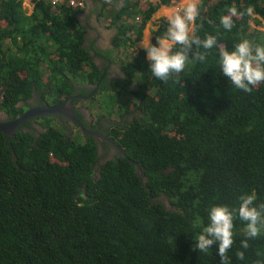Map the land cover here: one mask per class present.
Here are the masks:
<instances>
[{"label": "trees", "instance_id": "obj_1", "mask_svg": "<svg viewBox=\"0 0 264 264\" xmlns=\"http://www.w3.org/2000/svg\"><path fill=\"white\" fill-rule=\"evenodd\" d=\"M34 1L27 15L21 0H0V107L16 118L34 92L56 106L74 81L98 82L109 91L100 107L120 120L105 132L125 156L102 154L93 135L68 134L55 116L39 117L41 130L23 123L11 138L0 132V264H222L218 242L199 253L195 238L212 206L238 207L253 192L254 203H264V82L251 94L236 89L213 48L205 62L164 83L152 75L145 48H130L169 0H94L95 14L116 30L112 44L126 75L108 81L90 48L108 59L112 51L86 46L71 8L52 13ZM232 6L254 15L233 17L227 31L219 21ZM199 7L201 38L215 35L228 50L244 38L264 45V0H201ZM167 28L163 17L150 43ZM75 113L84 122L78 107ZM234 225L229 264L264 261V233L250 239L245 221Z\"/></svg>", "mask_w": 264, "mask_h": 264}, {"label": "clouds", "instance_id": "obj_2", "mask_svg": "<svg viewBox=\"0 0 264 264\" xmlns=\"http://www.w3.org/2000/svg\"><path fill=\"white\" fill-rule=\"evenodd\" d=\"M22 1L23 0H21V6H22ZM42 1L48 4L52 13L54 8H57L58 6L65 5V7L71 8L73 13L77 14L76 16L77 19L82 21V22L80 21V25L85 29L86 46L94 47L95 42L92 41V45H91L90 41L87 40L91 28L85 22V18L83 17L86 12H88L89 16L95 14L93 8H89L88 0H42ZM72 1L73 3H71ZM128 1H134V0H122V2H128ZM145 1L157 2L156 0L155 1L145 0ZM161 5H167V3ZM156 10H158V8ZM242 14L252 15L253 14L252 7H248L246 9V13H238L237 8L235 6L229 7L228 14L222 15L220 17L219 23L220 25H222V27L225 30L231 31L232 28L235 26L233 17ZM199 16H200L199 0H185L182 8L173 9L167 13V21H168L167 31L165 32L164 35H159L157 37L158 42L156 45L150 43L151 38L147 44L142 42L143 47L141 48H145L146 50V54H147L146 56H147V60L150 62V69L152 75L158 80L164 83H168L170 80H174L175 78H177L179 74H181L188 65L195 64L196 62H201V63L205 62L209 51L212 50L213 48H217L218 63L220 65V69L223 75L229 78L232 86H234L236 89L242 90L245 94H251L257 85L264 82V45L254 44L252 41L244 38L235 45L233 50H228L225 46L218 44L217 37L215 35L206 34L205 37L201 38L200 36L195 34V28H194L195 21ZM107 26L109 28H112L115 33L116 30L114 27H110L109 24ZM150 31L152 33L151 27H150ZM143 34H144V29H143ZM112 37H106V39L110 42V45L112 46V50L114 51L113 55L112 56L110 55V59L99 56V58L97 59L94 58V62L99 67L100 70H107L105 79H108V81L112 80L110 69L112 67L117 68L119 73H118V77L115 80L122 81V79H124L126 75L122 70V66H121L122 63L119 60V55H118L119 51L116 50L112 44ZM101 39L102 37L99 38V40ZM140 41L141 40H139L133 47H131L130 51L136 52L138 50L137 45ZM193 46H195L194 50H193ZM201 49H203V51H201ZM190 52H192V55H190ZM95 53H96L95 50L93 48L92 49L90 48V55H93ZM121 56L124 57L123 55ZM48 75H49V71L45 70V72L43 73V77L47 78ZM78 83L80 82L74 81V84L76 86ZM135 83H138V80L136 78L133 79V83H131V88L136 86ZM80 84L81 85L88 84L93 87L92 92H93L94 101L88 102L89 105L84 113H87V115L93 120L96 119L109 120L108 122L109 124H114L115 122L114 126H117L120 123L119 118H116V116L115 118H113L112 116L107 115L106 111L102 109V107H100L102 105H100L96 100L97 96L99 94H102L103 91L106 90H102L101 88H99L98 82H86ZM33 94H35L37 98H39L36 92H34ZM105 94L108 95L109 91H106ZM48 98H49L48 95H45V99L39 98V100H44L43 102L45 103L37 106H31L29 108L38 107L42 105L51 106L50 104L52 103ZM93 103H95V107L101 109L100 110L101 113L95 110ZM72 105L74 106L73 108L75 112V108L78 106H75L74 104ZM25 106L26 108H28L29 105L25 104ZM131 115L134 116L133 113H131ZM38 117H42V116H38ZM11 119H15V117H11ZM28 120L26 122H28ZM38 120L39 119H37V121ZM79 120L82 122L84 127L87 128L89 131L98 132L101 135V136L93 135L97 140V142L98 140H102V141L107 140L105 139L104 135L100 133L98 130H93L88 128L81 119ZM111 121H113V123ZM37 124L38 127L36 128L33 127V128L36 131L41 130L42 127L39 121ZM78 128L79 129L77 131L79 130L81 131L79 126ZM21 130H25L23 123H21L11 134L4 133L2 131L0 132L3 135H6L11 138ZM81 133L84 134L82 131ZM88 135H92V134H88ZM108 137L110 138V136ZM114 144L116 147L114 146L113 147L117 150V152L119 153H121V151L124 152V150L121 147H119L116 142H114ZM98 145H99V152L103 154L105 150L103 151L102 144L98 142ZM121 154L125 156V152L124 154L123 153ZM108 156L112 157V154H109ZM256 199L257 197L254 192L251 194L244 193L239 197L240 203L238 207H229L226 204H218L212 206L208 212L209 223L207 224L206 227L202 229L200 234L195 238L196 240L195 248L199 251V253H205V254L208 253L209 250L211 249V246L215 242H218V254L222 258V264H229L228 252L234 244V227H235L234 221L237 217L242 221L246 222L244 232L248 238L255 239L258 236H260L262 233H264V203L256 205L254 203ZM241 246L243 249H247L249 247L248 239L241 241ZM257 255L259 256L260 253H258ZM236 256L239 260H243L245 258L243 251H238L236 253ZM256 264H264V261L257 260Z\"/></svg>", "mask_w": 264, "mask_h": 264}, {"label": "flooded vegetation", "instance_id": "obj_3", "mask_svg": "<svg viewBox=\"0 0 264 264\" xmlns=\"http://www.w3.org/2000/svg\"><path fill=\"white\" fill-rule=\"evenodd\" d=\"M88 41H94L95 45L94 47H97L99 49H101L102 51H112V53L110 54L111 56L113 55V50H112V46L110 45V42L106 39V37H102L101 40H99L98 37H96L94 31H90V34L87 37ZM94 55V58H99L100 55ZM109 55V56H110ZM111 72V79H116L118 77V69L115 67H112L110 69ZM93 87L91 85H81L80 83L77 84V88L75 89V91H73L72 94H70V96H72L70 103L72 105L73 102H77V106L79 107V112L81 113L83 120H84V124L93 130H98L100 133H102L104 136H109L108 133L105 132V128L110 127V126H114V124H109V120H102V119H96L93 120L91 119L87 113H84L85 110L87 109L89 103L88 102H93L94 98H93ZM2 97V94L0 93V99ZM77 100V101H75ZM44 100H39V98H37V96L35 94H33L32 98L26 103L28 106V108H25V111L29 110L31 106H37V105H41L45 102H43ZM1 102V100H0ZM73 106V105H72ZM74 107V106H73ZM24 111V112H25ZM57 119L60 120V118L62 120H64V123L68 125V134H74L75 132H77L78 130V126L75 125H71L69 122H71L68 118H65L62 115L59 116H55ZM11 119V116L7 113V111H5L4 109H2L0 107V123L2 122H7ZM37 119H40L39 117H32L28 120V122L30 125H32V127H38V121ZM113 123V121H111ZM108 125V126H107ZM31 130V129H30ZM99 143L103 144L106 146V148L108 149L107 151H104L103 154H115L117 152V150L114 148L116 147L114 144V140L109 138L107 140H98ZM114 146V147H113Z\"/></svg>", "mask_w": 264, "mask_h": 264}, {"label": "water", "instance_id": "obj_4", "mask_svg": "<svg viewBox=\"0 0 264 264\" xmlns=\"http://www.w3.org/2000/svg\"><path fill=\"white\" fill-rule=\"evenodd\" d=\"M71 98L72 96H67L61 104L56 106L42 105L38 107H32L29 110L23 112L18 118L10 119L7 122L0 123V131L11 134L21 123L26 122L32 117L62 115L65 118H68L72 123L78 125L84 134L101 136L98 132L89 131L87 128L84 127V125L74 112V108L70 103ZM104 137L105 139H109L108 136ZM121 153L124 154L123 151H121Z\"/></svg>", "mask_w": 264, "mask_h": 264}, {"label": "rangeland", "instance_id": "obj_5", "mask_svg": "<svg viewBox=\"0 0 264 264\" xmlns=\"http://www.w3.org/2000/svg\"><path fill=\"white\" fill-rule=\"evenodd\" d=\"M155 1V0H154ZM158 1V0H156ZM201 0H199L200 2ZM213 2L216 1V0H212ZM184 2L185 0H170L167 5H161L158 7V10H156L150 17V19L146 22L145 24V27H144V35L147 37V40L149 38V36L151 37L152 36V33L150 31V27H151V30H156L159 26H160V23H161V18L163 17H166L167 18V13L170 11V10H173V9H179V8H182L183 5H184ZM254 15V13L252 14ZM126 15H123L122 17H125ZM137 23V22H136ZM23 27V29H26V27H24V24L21 25ZM262 30H264V25L262 27ZM151 34V35H150ZM150 41V40H149ZM143 47V43L142 42H139L138 45H137V49ZM135 49V48H134ZM133 50V49H132ZM87 80V79H86ZM84 80V81H86ZM83 81V82H84ZM106 91H103L102 94H99L96 98V100L98 101V103L100 105L104 104L106 105L107 104V100L106 99ZM95 110L96 111H99L101 109L95 107ZM101 113V112H100ZM113 118H115L114 115H111ZM76 133H80L79 131L75 132L74 134ZM73 134V135H74Z\"/></svg>", "mask_w": 264, "mask_h": 264}, {"label": "crops", "instance_id": "obj_6", "mask_svg": "<svg viewBox=\"0 0 264 264\" xmlns=\"http://www.w3.org/2000/svg\"><path fill=\"white\" fill-rule=\"evenodd\" d=\"M23 9H25V13L30 15L33 13L35 9V2L33 0H23L22 1ZM89 8H93L95 6L94 0H88ZM85 18V22L91 28V31H94L96 37H112L114 35V30L109 28L107 25L108 23L105 21L104 18L98 17L96 14L91 16L88 15V12L85 13L83 16ZM151 35V34H150ZM150 36L147 40V37L143 34L142 39L140 42L147 44L150 40Z\"/></svg>", "mask_w": 264, "mask_h": 264}, {"label": "built area", "instance_id": "obj_7", "mask_svg": "<svg viewBox=\"0 0 264 264\" xmlns=\"http://www.w3.org/2000/svg\"><path fill=\"white\" fill-rule=\"evenodd\" d=\"M71 3H73V1Z\"/></svg>", "mask_w": 264, "mask_h": 264}]
</instances>
